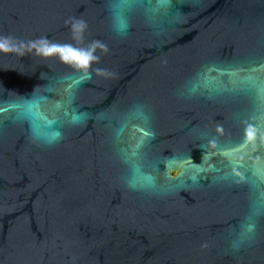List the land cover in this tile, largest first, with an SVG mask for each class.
<instances>
[{
	"label": "water",
	"instance_id": "obj_1",
	"mask_svg": "<svg viewBox=\"0 0 264 264\" xmlns=\"http://www.w3.org/2000/svg\"><path fill=\"white\" fill-rule=\"evenodd\" d=\"M0 43V264H264V0H0Z\"/></svg>",
	"mask_w": 264,
	"mask_h": 264
},
{
	"label": "snow or ice",
	"instance_id": "obj_2",
	"mask_svg": "<svg viewBox=\"0 0 264 264\" xmlns=\"http://www.w3.org/2000/svg\"><path fill=\"white\" fill-rule=\"evenodd\" d=\"M2 47H4V45L2 43H0V48H2ZM73 55H76V58L81 60L83 63H87V57H81V56H79V55H77L75 53ZM250 135H251V133L249 132V136Z\"/></svg>",
	"mask_w": 264,
	"mask_h": 264
},
{
	"label": "clouds",
	"instance_id": "obj_3",
	"mask_svg": "<svg viewBox=\"0 0 264 264\" xmlns=\"http://www.w3.org/2000/svg\"><path fill=\"white\" fill-rule=\"evenodd\" d=\"M3 48V47H2Z\"/></svg>",
	"mask_w": 264,
	"mask_h": 264
}]
</instances>
